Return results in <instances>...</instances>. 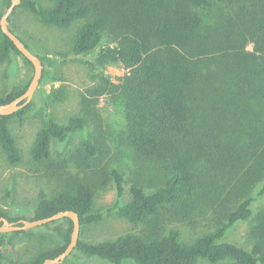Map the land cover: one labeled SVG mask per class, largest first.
<instances>
[{
  "label": "trees",
  "instance_id": "trees-1",
  "mask_svg": "<svg viewBox=\"0 0 264 264\" xmlns=\"http://www.w3.org/2000/svg\"><path fill=\"white\" fill-rule=\"evenodd\" d=\"M44 1L23 0L14 14L23 8L46 26H77L73 53L87 56L98 50L90 63L99 80L93 93L121 98L125 143L139 157L159 162L165 179L153 192L134 184L129 202L112 208L119 218L145 225L143 232L100 242L80 239L75 252L111 264H264V206L255 218L250 251L223 241L231 227L252 217L258 185V196L264 195V0ZM4 14L0 10V19ZM13 55L22 56L0 28V65ZM111 66L129 70L119 84L106 73ZM28 86L0 97V105ZM31 107L0 117V146L10 165L23 160L10 122ZM86 124L79 116L67 124L49 119L37 133L33 161L47 163L52 142L65 143ZM80 152L76 172L58 171L61 182L51 193H39L28 220L74 211L81 218V235L83 228L103 220L93 212L99 176L92 173L104 161L103 148L88 139ZM113 176L121 199L124 174L114 171ZM207 193L216 203L233 204L214 231L192 243L182 242L177 230L166 232L168 223H191L195 200ZM1 218L27 220L12 218L0 207ZM61 221L67 226L58 228L60 241L41 247L29 264H43L66 250L73 223ZM40 239L49 241L51 235ZM11 244L7 234H0V264L6 253L13 254Z\"/></svg>",
  "mask_w": 264,
  "mask_h": 264
},
{
  "label": "rangeland",
  "instance_id": "rangeland-1",
  "mask_svg": "<svg viewBox=\"0 0 264 264\" xmlns=\"http://www.w3.org/2000/svg\"><path fill=\"white\" fill-rule=\"evenodd\" d=\"M36 1L47 4L44 0ZM6 2L7 0H0V10L4 13L7 12ZM9 26L42 59L44 75L30 103H33V107L10 122L12 135L23 156L22 162L10 165L0 146V207L7 210L12 218L32 219L39 193H51L59 185L61 179L56 175L58 171L64 174L76 172L75 162L82 154L81 144L90 139L102 147L105 154L104 161L92 171L94 176H99L93 212L101 214L103 220L83 228L80 239L100 242L115 240L126 234H140L146 228L145 225L132 224L119 218L112 208L118 202L120 205L129 202L131 187L136 183L147 192H153L165 181L164 171L159 162L139 157L125 143L124 104L121 98L109 94L97 96L93 93L92 90L98 87L99 80L94 78L90 63L94 61L98 50L87 56L75 55L72 45L77 26L60 30L43 25L34 14L23 8L12 14ZM104 44L106 45V41ZM247 49L252 52L253 45H248ZM106 73L114 83L119 84V80L129 70L111 66ZM33 74V67L23 56L13 55L9 61L0 65V97L22 90L29 84ZM77 116L86 117L85 128L69 136L65 143L53 141L51 159L47 163H35L31 151L37 133L48 120L67 124L72 117ZM114 171L124 174L125 195L121 199L117 195ZM261 188L262 185H258L252 193L255 198L251 205L252 217L231 227L223 239L224 242L236 244L249 251L252 249L255 218L264 206V195L258 196ZM195 203L191 223L171 222L165 225L166 232L179 231L184 243H192L201 235L214 231L233 206L216 203L208 193L198 196ZM54 223L32 231L8 233V239L13 244V254L4 251L6 257L2 264H29L41 247L60 241L58 228L64 229L67 224L62 221ZM23 232H30V235ZM44 234L51 235V239L42 242L40 238ZM63 264L111 263L75 252ZM124 264L134 262L126 261Z\"/></svg>",
  "mask_w": 264,
  "mask_h": 264
},
{
  "label": "water",
  "instance_id": "water-1",
  "mask_svg": "<svg viewBox=\"0 0 264 264\" xmlns=\"http://www.w3.org/2000/svg\"><path fill=\"white\" fill-rule=\"evenodd\" d=\"M22 1L23 0H12L11 6L7 9V12L0 19V28L2 33L13 42L20 54L30 62L34 69V74L27 90L23 95L8 104L0 105V117L12 116L17 112L25 109L34 99L41 84L44 73V65L41 58L34 54L30 50V48L22 41V39L11 30L9 26L10 17L14 13L15 9L22 4ZM64 219H69L73 223L70 243L62 254L58 255L55 258L46 259L43 262V264H63L75 252L81 237V218L79 214L74 211L58 212L51 217L35 221L20 220L18 222H10L6 218H1L0 234L32 231L34 229Z\"/></svg>",
  "mask_w": 264,
  "mask_h": 264
}]
</instances>
